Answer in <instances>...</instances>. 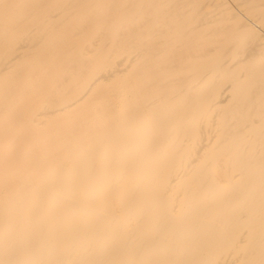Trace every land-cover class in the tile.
<instances>
[{"label": "bare ground", "instance_id": "bare-ground-1", "mask_svg": "<svg viewBox=\"0 0 264 264\" xmlns=\"http://www.w3.org/2000/svg\"><path fill=\"white\" fill-rule=\"evenodd\" d=\"M170 152L121 264H264V0H0V264H88L87 216Z\"/></svg>", "mask_w": 264, "mask_h": 264}, {"label": "rangeland", "instance_id": "rangeland-1", "mask_svg": "<svg viewBox=\"0 0 264 264\" xmlns=\"http://www.w3.org/2000/svg\"><path fill=\"white\" fill-rule=\"evenodd\" d=\"M173 154H174V152H170L166 156H164V158L161 159V160H163L162 163H161V160H159L158 161V164L156 166L157 170L155 172L149 173V175H148V172L146 174V171L144 173H141V174H138L137 172H135V171L133 172L132 171L133 173L130 172L131 173L130 176H127L129 173L126 175V178H124L125 180H123V181H118L117 180V182L116 181L114 182V183H116V187H118L116 191H119V192L116 193L114 191L113 192L114 195H110V196H107L105 198V211H107L110 215L113 214V215H111V217L114 216V215L115 216L117 215L116 218L120 219L119 221H121L122 224H120L121 222H119V221H116L118 223L117 224L115 221L112 222L111 219L104 218V219H101L99 221V226L98 225H95L94 226V224H95L94 221H96V218H94V216H91L89 214L87 216L89 218H86L85 221H84V222H86V223H84L86 225V227L83 228L82 230H80V232H79V236L80 237H79V241L76 244V254H74V256H73V260L74 261H79V260L83 259V254L84 255L86 254L87 255L86 262H88V264H96V261H97L96 260V255H98L99 252H101V251H103L105 249L109 252L110 257H111L110 258V261H109V264H121V262L123 261V259L126 258V257L129 260H134L133 257H132L131 252L134 250V246L137 245V240H135L133 238V245L131 247H129V252L127 254L124 253L123 250H122V246H123L124 242L126 241L127 237L130 235V231H128L129 229H128V225L127 224H131L132 223L133 225H137L138 223H140L137 226L148 225L150 223L153 215H154V209H155V207H157L158 203L159 202H162V200L164 198L166 199V197H168V194H165V187L167 185L165 183H167V181L170 180L171 177L174 178V176L176 175L175 173L171 172L172 171L171 170L172 168H171V166H169V165L172 164L171 161H170V157H174L175 156L174 158H176V155L175 154L173 155ZM174 158H171V160L173 159L176 162L178 157L176 159H174ZM167 159H168V164L169 165H167ZM159 165L162 167V169H161V167ZM158 166H159V168H158ZM156 172H158V173H156ZM170 172H171V174H170ZM142 174H144V175L146 174V176H144ZM169 174H170V176H169ZM167 175L169 177H167ZM141 176H142V178H141ZM137 178H138V180H137ZM153 178L155 179V182L157 181L156 184H155ZM135 179L138 181V183H137V181ZM141 179L142 180L144 179V181H142ZM105 181H107L106 182V184H107L106 187L107 186L110 187V184L108 182V178H106ZM130 181H131V183H130ZM139 182L141 183V185H140ZM150 182H151V186H150ZM138 186H139V188H138ZM148 186H150V187H148ZM107 188H106V190H107ZM111 189H113V187H110V189H108V191H110ZM135 191H137V193ZM161 193H163L164 195L161 194ZM130 194H131V196H130ZM135 196H136L135 201L137 200L136 203H134V204H136L135 205L136 208H135V211L134 212H131V210H130L131 209L130 206H131V203H132L131 201H133V199H134ZM131 197H132V199H131ZM112 198L115 199V200H113ZM110 199H112V200L110 201ZM116 200H119L121 203H119V201H116ZM114 201H116V202H114ZM117 203H119V204H117ZM113 204H114V206H113ZM145 204H146V206H144ZM153 204L155 206L154 207L152 206L153 209L152 208L150 209L149 207L151 205H153ZM115 206H117V207H115ZM113 207H114V209H113ZM144 207H146L148 209H145ZM128 209H129V211H128ZM118 211H120V212H118ZM115 212H116V214H115ZM128 212H129V214H128ZM145 212H147V213H145ZM127 214L128 215L133 214V215H131L129 217ZM141 215L142 216L145 215L146 219L142 220L141 219ZM90 216H91V218H90ZM127 216L129 217V220L130 221L128 220V217ZM126 218H127V221H126ZM135 219H138V220H135ZM116 224H117V227H116ZM90 230L92 231V233H91ZM118 230H119V232H118ZM89 233H91V235ZM88 240L90 242H88ZM89 245H90V247L88 248ZM82 252H84V253H82ZM136 264H139V263L137 262Z\"/></svg>", "mask_w": 264, "mask_h": 264}]
</instances>
